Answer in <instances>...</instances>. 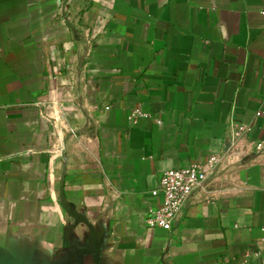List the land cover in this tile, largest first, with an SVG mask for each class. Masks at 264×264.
<instances>
[{
    "label": "crops",
    "instance_id": "crops-1",
    "mask_svg": "<svg viewBox=\"0 0 264 264\" xmlns=\"http://www.w3.org/2000/svg\"><path fill=\"white\" fill-rule=\"evenodd\" d=\"M235 123L264 140V0H0V264H77L88 230L66 238L62 176L105 227L99 264H264V148L209 175L171 231L144 222L159 173Z\"/></svg>",
    "mask_w": 264,
    "mask_h": 264
},
{
    "label": "built area",
    "instance_id": "built-area-1",
    "mask_svg": "<svg viewBox=\"0 0 264 264\" xmlns=\"http://www.w3.org/2000/svg\"><path fill=\"white\" fill-rule=\"evenodd\" d=\"M147 113L140 107L132 108L127 114V120L136 123ZM260 112L257 111L256 115ZM160 123V120H157ZM252 126L249 123H235L230 138L225 141V147L212 151L203 161H192L179 168H167L157 177V185L150 193L158 199L159 205L150 208L145 216V226L173 229L174 223L182 212L184 204L193 191L209 176L214 174L223 164L245 155L250 146L256 152L264 148V140L250 138ZM245 141L246 144L242 142Z\"/></svg>",
    "mask_w": 264,
    "mask_h": 264
},
{
    "label": "water",
    "instance_id": "water-1",
    "mask_svg": "<svg viewBox=\"0 0 264 264\" xmlns=\"http://www.w3.org/2000/svg\"><path fill=\"white\" fill-rule=\"evenodd\" d=\"M63 176L60 182V195L59 201L66 214L73 220L72 224L66 229V238L70 230L76 225L83 224L86 226L88 233L85 237V242H76L70 245L69 260L76 262L77 264H84V259L87 254H93L92 260L89 264H99L100 252L102 248V241L106 234L104 226L97 227L87 218L85 213L79 210L76 204L68 201L63 194ZM165 253V251H164ZM164 253L162 256H164ZM165 264V262H162Z\"/></svg>",
    "mask_w": 264,
    "mask_h": 264
}]
</instances>
